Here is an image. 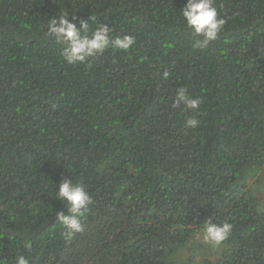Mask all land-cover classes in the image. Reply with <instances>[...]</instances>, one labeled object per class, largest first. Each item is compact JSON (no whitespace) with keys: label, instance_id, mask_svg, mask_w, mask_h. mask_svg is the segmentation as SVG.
I'll return each instance as SVG.
<instances>
[{"label":"trees","instance_id":"obj_1","mask_svg":"<svg viewBox=\"0 0 264 264\" xmlns=\"http://www.w3.org/2000/svg\"><path fill=\"white\" fill-rule=\"evenodd\" d=\"M185 3L0 0V264H193L209 218L233 224L222 264H264V0H213L205 49ZM61 12L135 43L69 65L45 35ZM64 178L92 198L70 242Z\"/></svg>","mask_w":264,"mask_h":264},{"label":"clouds","instance_id":"obj_2","mask_svg":"<svg viewBox=\"0 0 264 264\" xmlns=\"http://www.w3.org/2000/svg\"><path fill=\"white\" fill-rule=\"evenodd\" d=\"M181 15L192 35L198 37L195 46L201 49L207 48L218 38L225 24L224 19L218 18L213 0H186ZM89 19L61 12L58 18H51L47 24L45 35L54 36L57 43L66 45L62 49V56L69 65L83 63L90 57L102 55L109 47L127 51L134 45V38L128 35L112 38L106 24L90 30ZM200 103L199 99H193L187 94V89L182 87L177 91L175 106L183 104L186 109H198ZM198 125V119L190 118L187 119L185 127L194 129ZM56 196L65 205L63 210L56 212V219L66 229L64 237L70 242L76 234L84 231V213L92 203V198L82 183H75L68 178L62 179ZM202 232L203 240L213 249H219L231 236L233 224H218L209 218L205 221ZM30 247V243L25 244L26 249ZM15 264H30V260L25 255H19L15 258Z\"/></svg>","mask_w":264,"mask_h":264},{"label":"rangeland","instance_id":"obj_3","mask_svg":"<svg viewBox=\"0 0 264 264\" xmlns=\"http://www.w3.org/2000/svg\"><path fill=\"white\" fill-rule=\"evenodd\" d=\"M193 264H222L221 254L223 252V246L219 249H213L209 244L203 240V234H201L193 246ZM185 254L186 257L191 254Z\"/></svg>","mask_w":264,"mask_h":264}]
</instances>
